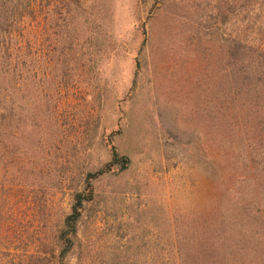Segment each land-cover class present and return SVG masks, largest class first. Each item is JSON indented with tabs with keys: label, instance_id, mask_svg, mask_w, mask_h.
I'll list each match as a JSON object with an SVG mask.
<instances>
[{
	"label": "rangeland",
	"instance_id": "obj_1",
	"mask_svg": "<svg viewBox=\"0 0 264 264\" xmlns=\"http://www.w3.org/2000/svg\"><path fill=\"white\" fill-rule=\"evenodd\" d=\"M38 1L16 34L8 100L24 116L8 121L0 262L57 263L75 196L115 146L131 164L94 182L67 264H264V211L238 205L264 171V1Z\"/></svg>",
	"mask_w": 264,
	"mask_h": 264
},
{
	"label": "trees",
	"instance_id": "obj_2",
	"mask_svg": "<svg viewBox=\"0 0 264 264\" xmlns=\"http://www.w3.org/2000/svg\"><path fill=\"white\" fill-rule=\"evenodd\" d=\"M38 2V0H0V187L7 189V191L8 121L13 117L18 118L17 129H20V124L24 116L22 108L10 103L8 100L11 92L21 91V83L24 77L26 56L25 44L16 34L19 32L23 19L27 16L33 17L35 6ZM145 41L146 39L144 40V44ZM246 45L247 44L242 41L236 43L237 53L242 51V55L244 56L245 50L247 49ZM261 47L262 43L254 50V53L257 54L259 59V68L262 67V63L264 64V53H262ZM137 68H139V62L137 63ZM245 159L246 156L244 155L240 157L243 163ZM114 164L120 165L122 170L128 169L131 164V160L127 156L121 155L115 146L112 148V161L98 171L89 173L86 178L85 190L76 194L71 213L65 218L64 227L59 233L61 249L59 250L56 264H67L68 257L73 251L78 239L79 222L83 217L85 204L93 201L95 198L94 182L105 174H108L112 170L111 167ZM253 175L250 177L253 187V193L252 196H250L251 200L247 199L245 197L247 194L244 193L239 200L241 203H238V205H241L243 216L244 211L245 214H248L250 210L256 206H261L260 212L264 211V209H262V205H264V171L259 170L257 174L254 173ZM236 189L237 191L239 190V188ZM255 198L259 200L253 202ZM7 202L8 193L4 198V206L7 204L8 207ZM2 211L0 215L5 213L4 209ZM5 214L8 215V212ZM4 222V224L0 225V230L2 231L0 233V247L8 251V222H6V220H4ZM207 251L205 250L204 254ZM6 253L8 254V252L2 251L0 255ZM179 255L181 257L180 251ZM3 259L4 258L0 256V260ZM6 261L7 262L4 263L0 262V264H8V258Z\"/></svg>",
	"mask_w": 264,
	"mask_h": 264
}]
</instances>
